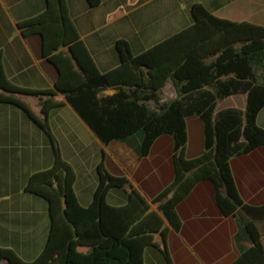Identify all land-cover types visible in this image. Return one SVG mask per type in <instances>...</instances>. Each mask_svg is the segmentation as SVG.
Listing matches in <instances>:
<instances>
[{
	"label": "trees",
	"instance_id": "16d2710c",
	"mask_svg": "<svg viewBox=\"0 0 264 264\" xmlns=\"http://www.w3.org/2000/svg\"><path fill=\"white\" fill-rule=\"evenodd\" d=\"M94 7L100 0H86ZM193 23L147 50L134 55L125 39L115 47L119 64L106 72L97 68L70 19L65 0H45L40 13L17 22L24 38L35 36L40 56L54 69L53 88L22 87L11 82L0 65V102L20 108L48 136L54 159L50 167L32 173L24 190L48 204L50 229L40 254L31 261L0 247V261L8 264H144V249L163 240L165 220L180 226L177 205L202 180L211 183L219 211L237 217L235 236L240 253L230 264H264V203L251 205L239 197L229 167L232 157L264 146V128L257 114L264 107V26L220 18L200 2L190 6ZM175 96L162 100L167 81ZM114 89L112 94H105ZM38 98L41 116L16 95ZM61 94L63 100L55 99ZM244 94L243 109H217L218 101ZM68 104L102 145L142 131L140 154L146 156L155 140L173 141L174 178L155 198L147 199L123 175L97 164L98 183L91 202L82 206L74 192L76 172L61 156L47 117L55 107ZM203 124L204 149L187 159V118ZM128 187L127 200L111 205V188ZM159 202L157 210L151 203ZM263 221V229L256 225ZM249 244L245 245L243 242ZM86 246V253L76 248ZM166 264H173L161 249Z\"/></svg>",
	"mask_w": 264,
	"mask_h": 264
},
{
	"label": "crops",
	"instance_id": "0c3cea01",
	"mask_svg": "<svg viewBox=\"0 0 264 264\" xmlns=\"http://www.w3.org/2000/svg\"><path fill=\"white\" fill-rule=\"evenodd\" d=\"M65 1L80 39L101 72L119 64L115 47L118 39H125L136 55L190 26L193 23L190 6L194 2L202 3L220 18L264 26V0H100L94 7L86 0ZM44 8L45 0H0V65L5 76L22 87L53 88L55 71L40 56L37 37L24 38L17 27V22ZM166 91L170 94L168 99H164ZM114 92V89L104 91L105 94ZM239 95L244 96V105L238 107L243 109L246 96ZM16 96L26 102L36 116H41L37 97L32 98V108L27 102L28 95ZM174 96V86L169 80L162 89L161 99L169 100ZM55 99L62 101L64 98L58 94ZM47 121L61 156L76 172L73 188L82 206L92 200L98 183L96 167L102 159L107 171L125 175L149 200L173 181V141L168 135L157 138L149 153L142 156L139 151L142 134H135L134 145L131 144L134 136L102 145L66 103L53 108ZM256 121L264 128V107L258 112ZM186 123L184 155L193 159L204 149L203 124L195 116L187 118ZM190 126H194L199 134L195 151L190 149ZM159 144L165 146V157L160 166L167 165V178L149 186L147 182L156 171L152 157ZM53 159L52 146L44 131L17 106L0 102V247L14 250L25 261L35 259L42 251L49 234L50 218L47 201L25 191L24 186L32 173L50 167ZM143 164L150 166L147 171L142 170ZM229 167L243 203L263 204L264 146L232 157ZM128 190L127 186L109 189L107 202L111 205L125 203ZM158 205L159 202L151 203V208L157 210ZM176 211L179 228L173 229L165 220V238L163 240L159 233L153 234L155 245L144 249V264H166L161 251L163 247L173 264H230L238 257L237 217L225 216L219 211L209 181H199L177 205ZM256 225L262 231L263 221L257 220ZM261 240L264 242L263 236ZM76 250L86 253L89 248L79 246Z\"/></svg>",
	"mask_w": 264,
	"mask_h": 264
},
{
	"label": "rangeland",
	"instance_id": "374dc122",
	"mask_svg": "<svg viewBox=\"0 0 264 264\" xmlns=\"http://www.w3.org/2000/svg\"><path fill=\"white\" fill-rule=\"evenodd\" d=\"M169 93L168 91H166V94L164 96V99H168L167 97H169ZM174 95H175V90H174ZM27 96V95H25ZM29 96V95H28ZM34 96H29L27 97V102L31 105V107H34L33 104V98ZM172 97V96H170ZM244 105V96L243 95H235L231 98H227V99H222L220 101H218L217 103V109L223 108V107H230V106H237L240 107ZM196 117V116H195ZM202 122V121H201ZM138 133L142 134V131H139ZM189 133H190V138H191V151H195L196 149V144H197V140H198V133L197 130L194 126H190L189 127ZM137 134V133H136ZM134 138L131 141V144H135L134 141H136V135H133ZM139 151H140V147H139ZM165 157V146L164 145H158L155 149V156L153 155L152 157V164L155 165L156 167V171L152 172L150 179L148 180L147 184H152L153 186L156 185V183L158 181L163 182V180H165L167 178V165H163L162 167L160 166L161 163H163ZM160 163V164H159ZM159 164V165H158ZM150 166H147V164H143L142 166V170L147 171V169H149ZM0 264H8L6 261L1 260Z\"/></svg>",
	"mask_w": 264,
	"mask_h": 264
}]
</instances>
